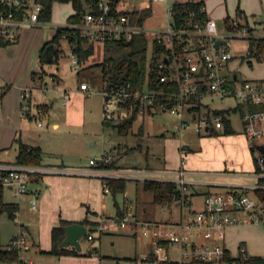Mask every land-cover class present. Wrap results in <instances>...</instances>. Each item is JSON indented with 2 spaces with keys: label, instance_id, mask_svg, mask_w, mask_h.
Listing matches in <instances>:
<instances>
[{
  "label": "built area",
  "instance_id": "built-area-1",
  "mask_svg": "<svg viewBox=\"0 0 264 264\" xmlns=\"http://www.w3.org/2000/svg\"><path fill=\"white\" fill-rule=\"evenodd\" d=\"M127 1L129 0H119L113 5L111 0H98L96 7H89L80 22L65 24L77 29L80 37L95 42L126 41L135 33L142 32L147 36L150 33L151 43H159L164 48L156 64L158 74L153 87L131 91L120 87L104 89L102 121L105 123L120 121L128 113L127 108L121 103L132 101L139 109L138 115L149 116L163 112L177 117L175 124L180 129L193 127L196 132L210 133L211 130H218L224 126L221 115L215 111L226 107H216L214 101L223 102L230 98L233 104L227 108L244 106L239 116L246 138L262 140L264 109H250V106L264 104V77L240 78L233 71L229 62L234 56L230 52L228 39H249L264 35L253 34L245 25V21L238 18L227 20L223 26V22H218L207 15L204 4L199 6V16L189 15L181 27H175L171 21L163 30H149L135 24L132 19L133 8L121 6ZM42 9L43 6L38 0H0V41L14 43L24 28L44 25V21L40 19ZM165 12L172 20V5L165 7ZM201 13L206 14L204 19H201ZM58 26H54L55 30ZM66 35L62 34L61 37L68 40ZM219 39L225 40V43H220L216 47L215 43ZM69 44L72 67L78 70V56L72 50V43ZM242 58H245L248 64L256 60L249 49L242 54ZM35 81L42 93L61 92L63 105L69 103L74 92L62 88L55 73L44 74L43 71H39ZM91 89L87 81H81L76 92L88 94ZM29 96V90L23 89L22 97ZM234 113L231 115L232 118ZM180 153L175 178L164 179L176 185L174 196L181 206L179 220H142L127 213L122 217L117 213H102L98 218L97 232L123 231L147 238L150 249L140 257L141 264H221L226 251L229 250L226 245L227 228L244 224L264 225V204L250 197L244 189L232 187L225 192L204 193L200 206L194 207L192 193L189 191V186L193 182L188 178L183 148L180 149ZM104 159V154L100 159L91 158L89 166L81 168L0 163V183L14 187L16 193L22 195L29 190L28 182L32 173L102 175L103 192H110L105 178L121 177V172L100 166ZM257 159L261 168V172L257 174L258 177H262L264 157L259 153ZM153 175L151 172L144 173L141 178L156 179ZM259 186L264 187L255 184L251 185L250 189ZM87 237L92 239V234ZM170 246L176 248L175 255H172ZM29 248L26 230L22 227L4 246L6 251L16 252L18 255L10 264H33L28 256Z\"/></svg>",
  "mask_w": 264,
  "mask_h": 264
},
{
  "label": "rangeland",
  "instance_id": "rangeland-1",
  "mask_svg": "<svg viewBox=\"0 0 264 264\" xmlns=\"http://www.w3.org/2000/svg\"><path fill=\"white\" fill-rule=\"evenodd\" d=\"M226 5L229 14H233L235 9L244 8L250 21L264 19V0H239V2L238 0H227ZM121 6L133 9L149 7L150 13L142 23L145 29L163 30L167 27L168 22L172 21L170 15H166L165 12V7L170 6L167 0L165 2L129 0ZM72 13H74V8L71 2H56L52 8L51 19L45 21L44 25L35 27V31L30 28L32 31L26 37L28 40H32L33 44L37 42L40 44L39 54L43 43L53 39L55 36L56 30L54 26L65 25L67 17ZM217 19H221V17ZM222 22L223 26H225L227 20ZM261 23L262 21H257V24ZM249 24L253 28V34L258 35L261 33V30L258 29L259 27H255L254 23L251 22ZM23 37L22 35L21 38ZM148 38L147 58L149 64L152 58V37L150 33H148ZM248 43L247 38L228 39L230 52L234 56L230 60L229 65L240 78H263L264 58L262 61L253 60L252 65H249L244 60L245 58H242V54L248 49ZM56 47L58 52L56 56H53L52 62H40L37 58L32 62L31 55H29L25 61L28 64V68L37 71L41 64L46 73H55L62 78L61 87L75 91L81 81H87L92 89L88 94H79L78 92L76 95L78 102L84 105L86 111L83 117L79 114L76 120L70 124H66L63 121L62 111L65 105L61 103V92L58 101L47 100L48 105L44 114H36L31 119L30 124L34 131L37 132L39 130L41 132L44 130V132H41L45 150L43 157H46L47 160H69L70 164L77 168L89 165L91 158H102L106 149L115 153L114 156L104 153L105 159L101 161L106 164L112 163L110 169L117 166L121 170L144 169L147 166L159 169L162 167V163H160L158 157L162 156L164 150L169 153L170 162L176 163L177 156L173 149L176 145L182 144L188 145L193 150L192 152L198 153L204 158H214L215 161L221 160V166L230 171L228 173L231 174L223 178V181L227 184H244L255 181V177L252 174L246 173V171L251 169V146L256 142H264V138L262 140L246 139L239 111L233 114L232 127L234 133L231 134L223 132L214 135L205 132L199 133L193 127L191 129H180L175 124L177 117L163 112L150 116L151 123L154 126L151 133L142 137L137 135L138 127L142 124V115H138L134 120L132 129L125 135L119 134L113 126L104 125L102 122L105 81L102 78L100 68L96 66L93 69L77 73V70L72 67L68 41L63 38L59 39ZM101 57L102 44L98 42L95 44L94 53L88 58L87 64L99 61ZM17 60L20 63L21 57ZM29 69L27 71L28 76L30 75ZM50 92L52 91L46 93L49 94ZM231 104H233V100L230 98L225 99L223 102L214 101L216 107H229ZM38 121L43 124L42 127L37 125ZM53 121L60 122L59 127H54L52 125ZM146 123L145 121V125ZM166 129L169 132H165ZM184 157L186 163L189 164L190 160H188V157ZM191 166L197 169L202 168L195 160ZM159 177L156 176V178ZM195 179L205 181L206 177L199 176ZM141 182L142 180L129 179L125 192L116 194L118 203L122 204L128 199V210L131 213L136 211L140 219L157 221H177L180 219L181 206L178 201L173 200L162 204L151 202V196L142 189ZM3 195L7 200L13 198L12 193L6 186L3 188ZM248 195L256 201H260L254 191H249ZM193 200L195 202L194 207L198 208L201 201L199 202L197 197L193 198ZM262 203L264 204V201ZM18 227L17 216L12 219L6 213L0 215V247H4L9 242V238H12V235H17ZM94 236V239H87L84 235L80 238L82 249L97 247L102 253L113 256L108 262L111 264H141L140 257L150 249L147 238L138 235L134 236L128 232H108L101 234L100 237L99 233L96 232ZM227 243L231 256H237L239 246L243 245L249 255L264 257V225L244 224L236 226L234 233L230 234V239ZM170 249H172V255H175L176 248L170 246ZM0 264L9 263L0 262Z\"/></svg>",
  "mask_w": 264,
  "mask_h": 264
},
{
  "label": "crops",
  "instance_id": "crops-1",
  "mask_svg": "<svg viewBox=\"0 0 264 264\" xmlns=\"http://www.w3.org/2000/svg\"><path fill=\"white\" fill-rule=\"evenodd\" d=\"M175 1L185 0H167L170 5H172ZM202 1L206 7L207 15L215 19L221 17V19H217L218 22L237 18L236 9L233 14H229L226 5L227 0ZM241 9L243 11V15L246 17L245 19H248L249 23H254L255 27H259L258 29L261 30L260 34L264 35V19H254L250 21L246 15V9ZM257 21H262V23L257 24ZM34 28L33 31H35ZM31 31L32 29L30 28H24L16 42L9 43L6 46H0V163L14 164L20 143L31 146L38 145L42 149L43 154L45 153L43 144L44 139L41 135V132H44V130L41 132H39L38 129L37 132L34 131L30 121L34 118V115H42V113H45L44 111L47 109L48 105L47 100L58 101L60 99V92L52 91L47 94L42 93L37 88V83L35 81L36 75L34 76V74H37L39 71L44 72L45 70L43 69V66L40 64L39 69L37 71H33L32 68H28V64L25 62L29 55H31L32 62L35 61V58L41 62L38 50L40 44L38 42L33 44L32 40H28L26 37ZM22 35L24 36L23 38H21ZM46 42H44L43 45ZM20 57L21 62L18 63L17 59ZM28 69L30 70L29 76L27 75ZM57 76L59 85H61L62 78L58 74ZM62 88L64 87L62 86ZM23 89L29 90V97H22ZM77 94L78 92L75 90L72 93L69 103L63 108V121L66 124H70L76 120V117H78L79 114L82 115V117L85 114L86 109L84 105L78 102V98L76 96ZM222 108H225V106H222ZM150 116L152 115H142V124L137 130V135L140 137L153 131L154 126L151 123ZM145 121L147 122L146 125ZM39 123L41 122L38 121L37 125L42 127L43 124L41 123L40 125ZM52 125L54 127H59L60 122L53 121ZM165 132H169V130L166 129ZM254 144L255 143L252 145ZM181 148L185 151L184 156H187L188 160H190L189 164L192 165L195 160L202 167L197 169L191 165L189 166L188 163L185 164L188 170V178L193 182V184L189 186V191L192 193V200L197 197L200 202L204 193L208 191L225 192L232 187H238L242 190L244 189V191H247L248 193L252 190L250 189L251 185L258 184L259 177L258 174L254 172L252 159L250 160L251 169L246 171V173L252 174V176L255 177V181L244 184H227L223 181V178L231 174L228 173L230 171L221 166V160L215 161L214 158H204L200 154L192 152L193 150L188 145L182 144L176 145L173 149L175 151V155L177 156L176 163L170 162L168 156L169 153L164 150L162 156L158 157L160 163H162V167L159 169L147 166L144 169L137 168L131 170H121V168H118L117 165H115L117 166L116 168L111 169L120 170L121 177H125L128 180H143L141 177L144 176V173L150 172L154 173L153 176L155 178L156 176H160L156 179H173L175 178V171L179 165ZM104 153H109L110 156L115 155L114 151L106 149L103 154ZM70 163L71 162H69V160L61 159L60 161H52L43 157L41 164L37 166L73 167ZM87 166L89 165L87 164L82 167ZM77 168H81V166ZM199 176H205L206 180L200 181L195 179ZM102 184V175H72L52 172H37L30 175L28 182L29 190L25 194L18 195L14 187H11L10 185L6 186L12 193L13 198H10V200L4 199L5 201L16 202L19 205L17 213L18 228L20 229L22 227L26 230L27 239L30 244L28 256L31 258L33 264H111L108 262L113 256L102 253L97 247L85 250L81 247V250L85 253L84 255L57 256L47 253V251L51 248V228L53 225L57 224L60 219L69 220L73 223L87 218L89 222H92L99 218L102 213H116L117 207L125 209L128 215L140 219L136 211L131 213L128 210L126 202L122 204L118 203L116 196H113L111 191L103 192ZM33 203L36 204L33 205ZM111 208L113 209L112 211ZM180 216L181 209L179 217ZM83 225H85L88 229L86 224ZM235 229L236 226L227 228L226 245H228L227 242L230 239V234L232 235ZM13 236L14 235L11 237Z\"/></svg>",
  "mask_w": 264,
  "mask_h": 264
},
{
  "label": "trees",
  "instance_id": "trees-1",
  "mask_svg": "<svg viewBox=\"0 0 264 264\" xmlns=\"http://www.w3.org/2000/svg\"><path fill=\"white\" fill-rule=\"evenodd\" d=\"M42 6V13L40 19L42 21H49L52 15V8L56 2H71L74 13L67 17L68 23H78L83 18L89 7H96L98 0H38ZM112 4L118 3L119 0H111ZM201 4H204L202 0H185L175 1L172 4V21L175 27H181L189 15L194 14L197 17L198 9ZM150 13L149 7L140 9H134L132 12V19L135 24L142 26V23L146 16ZM201 19L206 17L205 13L200 14ZM237 18L244 19L245 25L251 32L253 28L250 26L248 19L243 15V11L237 9ZM62 34H67L68 42L72 43V50L77 54L79 61L80 71H86L87 69H93L99 67L105 86L110 83V87H120L123 90H143L145 87H153L156 83V75L158 74L157 61L164 52V48L159 43H152V58L148 64L147 48H148V36L145 33H135L130 40L126 41H105L100 42L102 44V57L99 61L90 62L87 64L88 58L94 53L95 44L98 42L90 41L79 36L78 30L68 27L67 25L58 26L56 28V34L53 39L47 41L40 50L41 62H46L43 56V50L48 43H54L57 45L58 40L62 39ZM248 49L257 61H262L264 58V36H253L248 39ZM8 43L0 41V46H4ZM58 48L54 53L57 55ZM53 61V58L50 62ZM252 65V62H249ZM45 74V71H44ZM36 74H34L35 76ZM105 89V87H104ZM122 106L127 108V114L116 123H105L104 125L113 126L119 134L125 135L132 129L133 122L138 116V107H136L132 101L121 103ZM244 106L238 105L236 107L218 109L216 114H220L224 126L218 130H211L210 134L234 133L232 127V113L236 111H243ZM250 109H264V104H256L250 106ZM260 153L264 157V152H259L254 145L251 146L252 161L254 165V172L260 173L261 168L257 159V155ZM43 158V152L40 146H31L27 144H19V149L15 157L16 164L25 165H39ZM100 166L110 168L112 163L101 162ZM107 184L110 187L113 196L118 193H124L126 190V184L128 179L125 177H107L105 178ZM258 184L264 185V176L258 178ZM142 189L151 196V202L162 204L175 200L174 194L176 193V185L172 181L161 179H143L141 182ZM5 186L0 183V215L6 213L9 218L14 219L17 216L19 205L16 202L5 201L3 195V188ZM254 193L258 196L260 202L264 201V187L259 186L253 189ZM116 213L122 217L126 214L125 209L117 207ZM82 224H86L88 229L84 236L92 234V239L95 238L94 233L97 232L98 218L95 221L89 222L87 218L79 221ZM72 223V221L60 219L59 222L51 228V248L47 253H51L57 256L60 255H84L82 250H77L75 247L67 245L62 246L61 241L65 237V225ZM99 237L103 232H98ZM88 238V237H87ZM243 248V250H242ZM96 250V249H95ZM18 257L16 252H8L4 247H0V262L9 263ZM221 264H264V257L260 255H249L243 245L239 246L238 255L231 256L229 250L226 251Z\"/></svg>",
  "mask_w": 264,
  "mask_h": 264
},
{
  "label": "water",
  "instance_id": "water-1",
  "mask_svg": "<svg viewBox=\"0 0 264 264\" xmlns=\"http://www.w3.org/2000/svg\"><path fill=\"white\" fill-rule=\"evenodd\" d=\"M220 24V23H219ZM220 43H225V40H217L215 43V46L218 47ZM57 47L54 43H48L44 50H43V56L46 62H50L54 56V53L56 52ZM110 87V83H107L105 86V89H108ZM107 98V97H106ZM254 147L260 151L264 152V144L262 143H255ZM65 237L61 241L62 246H73L77 250H81V243L80 238L87 233V228L85 225L79 222H73L65 225Z\"/></svg>",
  "mask_w": 264,
  "mask_h": 264
}]
</instances>
